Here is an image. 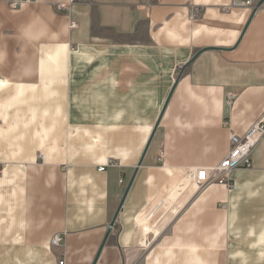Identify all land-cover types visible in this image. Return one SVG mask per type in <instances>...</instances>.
Returning <instances> with one entry per match:
<instances>
[{
    "label": "crops",
    "instance_id": "1",
    "mask_svg": "<svg viewBox=\"0 0 264 264\" xmlns=\"http://www.w3.org/2000/svg\"><path fill=\"white\" fill-rule=\"evenodd\" d=\"M11 1L0 264H264V138L233 189L195 186L157 233L150 224L184 199V170L218 165L231 134L264 119V2Z\"/></svg>",
    "mask_w": 264,
    "mask_h": 264
},
{
    "label": "built area",
    "instance_id": "2",
    "mask_svg": "<svg viewBox=\"0 0 264 264\" xmlns=\"http://www.w3.org/2000/svg\"><path fill=\"white\" fill-rule=\"evenodd\" d=\"M22 1L24 0H13L11 4L16 7ZM252 4L251 0H247L241 6H250ZM262 138H264V119L254 123L243 135L231 134L229 153L218 165L189 169L194 184L198 188H202L208 183H225L229 189H233L235 183L231 178L232 172L237 168H249L252 166L251 156L253 150ZM105 168L106 166H101L99 171H104ZM120 182L123 181L121 180ZM63 242L64 236L57 233L51 237L49 245L51 247H59ZM59 264H66L65 259H60Z\"/></svg>",
    "mask_w": 264,
    "mask_h": 264
},
{
    "label": "bare ground",
    "instance_id": "3",
    "mask_svg": "<svg viewBox=\"0 0 264 264\" xmlns=\"http://www.w3.org/2000/svg\"><path fill=\"white\" fill-rule=\"evenodd\" d=\"M184 171L185 174L183 175V177L186 179L183 181L182 191L185 193V197L184 199H180V200L177 197H171L159 212L151 216L150 224L152 226L154 233H157L159 229H161L174 217L175 213L179 211V209L185 203L187 198H189L195 190L196 185L193 182L192 174L190 170H184ZM178 202H180L179 205L177 204Z\"/></svg>",
    "mask_w": 264,
    "mask_h": 264
},
{
    "label": "water",
    "instance_id": "4",
    "mask_svg": "<svg viewBox=\"0 0 264 264\" xmlns=\"http://www.w3.org/2000/svg\"><path fill=\"white\" fill-rule=\"evenodd\" d=\"M263 2H264V0L260 1V3L258 4V7H259L260 5H262ZM256 9H257V8H256ZM256 9H255L254 12L252 13V16L256 13ZM159 122H160V119L157 121L156 126H155V128H154V131H153L152 135L150 136V139H149V141H148V144L146 145V148H145V150H144V152H143V155H142V157H141V159H140V161H139V166L142 164L143 158H144V156H145V154H146V152H147V149H148V147H149V145H150V143H151V140H152V138H153V136H154V133H155V131H156L157 126L159 125ZM133 180H134V177H133V179L131 180V182H130V184H129V186H128V189H127V191H126V193H125V195H124V198H123V200L121 201V203H120V205H119V207H118V209H117L116 215H115L113 221H112L111 224H110V228H109L108 233H110L111 229L114 227V224H115V221H116L117 216H118V214H119V211H120L121 208H122V205H123V202H124L125 196H126L128 190H129V188H130V186H131Z\"/></svg>",
    "mask_w": 264,
    "mask_h": 264
},
{
    "label": "rangeland",
    "instance_id": "5",
    "mask_svg": "<svg viewBox=\"0 0 264 264\" xmlns=\"http://www.w3.org/2000/svg\"><path fill=\"white\" fill-rule=\"evenodd\" d=\"M0 174H1V172L3 171V164L2 163H0Z\"/></svg>",
    "mask_w": 264,
    "mask_h": 264
}]
</instances>
